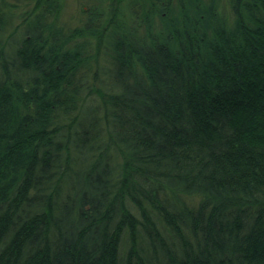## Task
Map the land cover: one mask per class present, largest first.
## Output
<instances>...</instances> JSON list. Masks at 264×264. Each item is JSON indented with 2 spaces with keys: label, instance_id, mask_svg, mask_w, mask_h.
<instances>
[{
  "label": "trees",
  "instance_id": "trees-1",
  "mask_svg": "<svg viewBox=\"0 0 264 264\" xmlns=\"http://www.w3.org/2000/svg\"><path fill=\"white\" fill-rule=\"evenodd\" d=\"M65 1L0 0V264H264V0Z\"/></svg>",
  "mask_w": 264,
  "mask_h": 264
},
{
  "label": "rangeland",
  "instance_id": "rangeland-1",
  "mask_svg": "<svg viewBox=\"0 0 264 264\" xmlns=\"http://www.w3.org/2000/svg\"><path fill=\"white\" fill-rule=\"evenodd\" d=\"M65 3L66 4H65V10L63 13V18L66 21H72L73 20L75 23L76 21H75V18H73V17H75L77 15L76 11L79 8V3L77 0H66ZM20 14H21V12H20ZM20 22H21V20L18 17H16V20H14V26L19 25Z\"/></svg>",
  "mask_w": 264,
  "mask_h": 264
}]
</instances>
